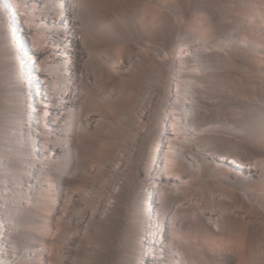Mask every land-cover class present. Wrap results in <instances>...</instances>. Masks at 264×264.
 <instances>
[{
	"label": "bare ground",
	"instance_id": "1",
	"mask_svg": "<svg viewBox=\"0 0 264 264\" xmlns=\"http://www.w3.org/2000/svg\"><path fill=\"white\" fill-rule=\"evenodd\" d=\"M0 264H264V0H2Z\"/></svg>",
	"mask_w": 264,
	"mask_h": 264
},
{
	"label": "rangeland",
	"instance_id": "2",
	"mask_svg": "<svg viewBox=\"0 0 264 264\" xmlns=\"http://www.w3.org/2000/svg\"><path fill=\"white\" fill-rule=\"evenodd\" d=\"M1 1H2V0H0V3H1ZM15 22H16L17 25H18V24H19V25H20V24L23 25L21 19H17V20H15ZM53 47H54V45L52 46V48H53ZM16 58H17V60H18L19 62H21V63H22V62H26V61H24V59H23L22 55L20 54L19 50L16 51ZM31 58H32V57H31ZM31 58L27 59V61H28V62H31ZM32 79H34V78L31 77V80H30V79H27V82L29 83L31 90H35V88H34V81H32ZM25 81H26V79L24 80V82H25ZM45 110H46V105L43 104L42 101H41V102H40V106H39V114H41V115L44 114V113H45ZM144 174H145L144 171H142V175H143V176H144ZM121 228H122L121 225H119V226H118V229H119L118 232L121 231ZM118 232L116 231V233H115V235H114V237H113L114 239H113L112 241H115V240L118 241V239H116L117 235L120 234V233L117 234ZM186 242H187V241H184V240H182V239L179 240V243L182 244V245L185 244ZM112 249H114V246H112Z\"/></svg>",
	"mask_w": 264,
	"mask_h": 264
}]
</instances>
